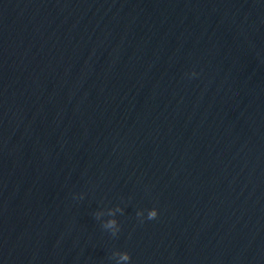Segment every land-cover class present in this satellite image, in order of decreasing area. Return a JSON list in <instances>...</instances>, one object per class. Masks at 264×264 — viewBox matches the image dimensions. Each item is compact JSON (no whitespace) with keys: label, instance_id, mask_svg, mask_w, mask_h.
Here are the masks:
<instances>
[{"label":"water","instance_id":"water-1","mask_svg":"<svg viewBox=\"0 0 264 264\" xmlns=\"http://www.w3.org/2000/svg\"><path fill=\"white\" fill-rule=\"evenodd\" d=\"M0 264H264V0H0Z\"/></svg>","mask_w":264,"mask_h":264},{"label":"clouds","instance_id":"clouds-1","mask_svg":"<svg viewBox=\"0 0 264 264\" xmlns=\"http://www.w3.org/2000/svg\"><path fill=\"white\" fill-rule=\"evenodd\" d=\"M193 75H195V73H193ZM157 217V212L155 211V210H153L152 212H150V214H149V219H154V218H156ZM115 223V221H110L109 222V226H111L112 224H114ZM129 257H128V255L127 254H125L123 257H122V259H128Z\"/></svg>","mask_w":264,"mask_h":264}]
</instances>
